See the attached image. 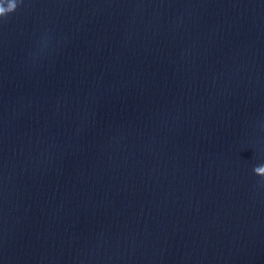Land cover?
<instances>
[{
	"label": "clouds",
	"instance_id": "1",
	"mask_svg": "<svg viewBox=\"0 0 264 264\" xmlns=\"http://www.w3.org/2000/svg\"><path fill=\"white\" fill-rule=\"evenodd\" d=\"M9 3L12 5V7H11V10H10L8 13L14 11V10L16 9V7H17V4L15 3V0H10ZM3 8H4L3 4L0 3V16H4V15L7 14V13L5 14V13L2 11ZM254 172H256V169H254Z\"/></svg>",
	"mask_w": 264,
	"mask_h": 264
}]
</instances>
